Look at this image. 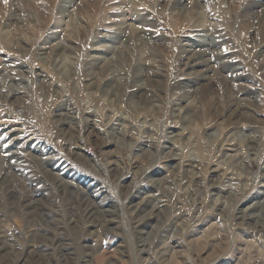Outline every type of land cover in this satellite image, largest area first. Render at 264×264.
Returning a JSON list of instances; mask_svg holds the SVG:
<instances>
[{"label":"rangeland","instance_id":"rangeland-1","mask_svg":"<svg viewBox=\"0 0 264 264\" xmlns=\"http://www.w3.org/2000/svg\"><path fill=\"white\" fill-rule=\"evenodd\" d=\"M0 264H264V0H0Z\"/></svg>","mask_w":264,"mask_h":264},{"label":"snow or ice","instance_id":"snow-or-ice-1","mask_svg":"<svg viewBox=\"0 0 264 264\" xmlns=\"http://www.w3.org/2000/svg\"><path fill=\"white\" fill-rule=\"evenodd\" d=\"M5 2H7V0H5Z\"/></svg>","mask_w":264,"mask_h":264},{"label":"bare ground","instance_id":"bare-ground-1","mask_svg":"<svg viewBox=\"0 0 264 264\" xmlns=\"http://www.w3.org/2000/svg\"><path fill=\"white\" fill-rule=\"evenodd\" d=\"M140 88V87H139Z\"/></svg>","mask_w":264,"mask_h":264}]
</instances>
